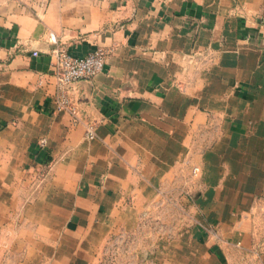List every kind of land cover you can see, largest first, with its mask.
Returning a JSON list of instances; mask_svg holds the SVG:
<instances>
[{
    "label": "crops",
    "instance_id": "obj_1",
    "mask_svg": "<svg viewBox=\"0 0 264 264\" xmlns=\"http://www.w3.org/2000/svg\"><path fill=\"white\" fill-rule=\"evenodd\" d=\"M262 201L264 0H0V264H264Z\"/></svg>",
    "mask_w": 264,
    "mask_h": 264
},
{
    "label": "built area",
    "instance_id": "obj_2",
    "mask_svg": "<svg viewBox=\"0 0 264 264\" xmlns=\"http://www.w3.org/2000/svg\"><path fill=\"white\" fill-rule=\"evenodd\" d=\"M49 41L54 45L51 49V55L54 58V76L57 84L55 107L57 110H72L67 90L72 83L81 80H92L100 73L105 65L106 52L99 48L84 56L76 57L67 53L58 44L54 33H49ZM36 54V52H33V55ZM87 135L90 138L94 136L91 127H88Z\"/></svg>",
    "mask_w": 264,
    "mask_h": 264
},
{
    "label": "rangeland",
    "instance_id": "obj_3",
    "mask_svg": "<svg viewBox=\"0 0 264 264\" xmlns=\"http://www.w3.org/2000/svg\"><path fill=\"white\" fill-rule=\"evenodd\" d=\"M264 202V201H262ZM253 215L257 217V223L261 226V229L264 232V206L263 207H256L255 210L252 212ZM115 264L117 262L115 261Z\"/></svg>",
    "mask_w": 264,
    "mask_h": 264
},
{
    "label": "water",
    "instance_id": "obj_4",
    "mask_svg": "<svg viewBox=\"0 0 264 264\" xmlns=\"http://www.w3.org/2000/svg\"><path fill=\"white\" fill-rule=\"evenodd\" d=\"M74 83H75V82H74ZM74 83H72V84H74ZM72 84H71V85H72Z\"/></svg>",
    "mask_w": 264,
    "mask_h": 264
}]
</instances>
